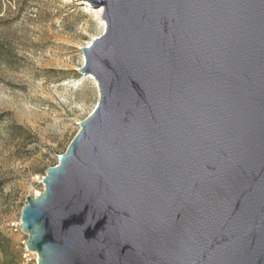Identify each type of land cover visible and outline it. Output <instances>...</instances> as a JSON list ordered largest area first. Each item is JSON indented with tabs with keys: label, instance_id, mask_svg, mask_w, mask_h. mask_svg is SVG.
I'll return each mask as SVG.
<instances>
[{
	"label": "water",
	"instance_id": "obj_1",
	"mask_svg": "<svg viewBox=\"0 0 264 264\" xmlns=\"http://www.w3.org/2000/svg\"><path fill=\"white\" fill-rule=\"evenodd\" d=\"M98 99L20 215L37 264H264V0H81Z\"/></svg>",
	"mask_w": 264,
	"mask_h": 264
},
{
	"label": "rangeland",
	"instance_id": "obj_2",
	"mask_svg": "<svg viewBox=\"0 0 264 264\" xmlns=\"http://www.w3.org/2000/svg\"><path fill=\"white\" fill-rule=\"evenodd\" d=\"M103 31L81 0H0V264H36L20 215L98 91L81 48Z\"/></svg>",
	"mask_w": 264,
	"mask_h": 264
},
{
	"label": "bare ground",
	"instance_id": "obj_3",
	"mask_svg": "<svg viewBox=\"0 0 264 264\" xmlns=\"http://www.w3.org/2000/svg\"><path fill=\"white\" fill-rule=\"evenodd\" d=\"M84 3L89 8L91 14L94 16L96 21L101 25L102 29H104L105 21L102 17V8L101 7L100 8H94L89 3H87V2H84ZM88 44H89V42H88ZM83 60H84V57H83ZM88 78H90V80L95 85V87L97 88V91H98L96 79L91 74L88 75ZM33 253L36 254L35 252H33Z\"/></svg>",
	"mask_w": 264,
	"mask_h": 264
},
{
	"label": "built area",
	"instance_id": "obj_4",
	"mask_svg": "<svg viewBox=\"0 0 264 264\" xmlns=\"http://www.w3.org/2000/svg\"><path fill=\"white\" fill-rule=\"evenodd\" d=\"M35 258H36V260H37V255L35 254ZM36 264H37V262H36Z\"/></svg>",
	"mask_w": 264,
	"mask_h": 264
}]
</instances>
